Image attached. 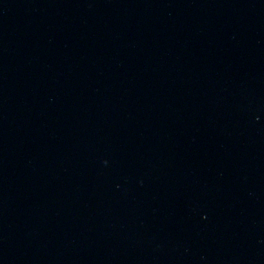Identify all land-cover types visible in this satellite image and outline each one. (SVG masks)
<instances>
[{"label":"water","instance_id":"water-1","mask_svg":"<svg viewBox=\"0 0 264 264\" xmlns=\"http://www.w3.org/2000/svg\"><path fill=\"white\" fill-rule=\"evenodd\" d=\"M0 264H264V0H0Z\"/></svg>","mask_w":264,"mask_h":264}]
</instances>
